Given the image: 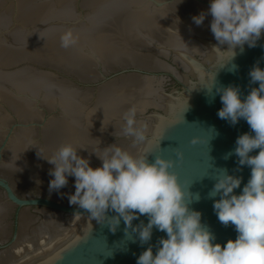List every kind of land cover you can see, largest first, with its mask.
<instances>
[{
  "label": "clouds",
  "instance_id": "9594fccd",
  "mask_svg": "<svg viewBox=\"0 0 264 264\" xmlns=\"http://www.w3.org/2000/svg\"><path fill=\"white\" fill-rule=\"evenodd\" d=\"M207 16L212 18L210 31L215 41L231 50L230 61L236 48H253L264 35V0H209L207 12L192 17V21L199 26ZM61 43L65 48L75 43L71 31L61 37ZM248 75L258 87L244 99L238 88L217 89L222 104L218 118L231 125L244 120L253 133L239 135L232 153L239 167L251 170L240 194L234 193L241 188L242 179L223 171L209 193L218 221L225 227L234 226V241L223 246L214 243L215 236L201 223V213L189 209L188 193L169 171L172 161L159 156L149 162L146 154L134 157L112 145L103 149L102 155L94 153L101 161L94 169L77 150L64 146L54 157L45 159L53 165L49 190H59L69 177L74 178L75 192L68 198L69 205L85 210L92 219L107 221L112 231L121 220L126 228H132L133 220L146 216L147 224L132 228L141 244L152 239L154 228L166 238L159 239L155 254L152 246L146 248L136 264H264V69L254 66ZM124 119V135L143 141L142 132L134 127L135 109ZM256 150V155H250ZM109 211L116 215L107 217Z\"/></svg>",
  "mask_w": 264,
  "mask_h": 264
}]
</instances>
